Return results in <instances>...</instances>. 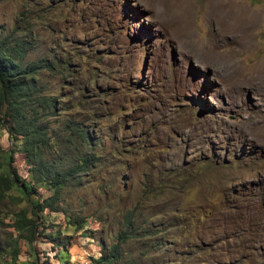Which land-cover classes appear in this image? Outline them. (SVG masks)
I'll use <instances>...</instances> for the list:
<instances>
[{
	"label": "rangeland",
	"instance_id": "obj_1",
	"mask_svg": "<svg viewBox=\"0 0 264 264\" xmlns=\"http://www.w3.org/2000/svg\"><path fill=\"white\" fill-rule=\"evenodd\" d=\"M15 39L50 99L23 111L40 149L77 173L59 192L71 223L44 210L30 244L13 215L53 192L8 193L0 264H85L115 246L123 264H264V0H0V42ZM11 127L0 144L29 181Z\"/></svg>",
	"mask_w": 264,
	"mask_h": 264
},
{
	"label": "trees",
	"instance_id": "obj_2",
	"mask_svg": "<svg viewBox=\"0 0 264 264\" xmlns=\"http://www.w3.org/2000/svg\"><path fill=\"white\" fill-rule=\"evenodd\" d=\"M24 43L15 39L10 46L7 40L0 42V130L5 123L12 125L11 131L14 133L22 132L20 135L26 140L23 152L26 162L30 165L28 170L29 181L22 178L14 165V156L16 151L9 150L5 152L0 144V205L6 198L12 197L8 193L17 190L24 196H34L39 187L45 188L53 193L44 199L31 202V211L28 216L24 210H18L13 215V228L18 233V238L24 239L28 244L35 241L37 237V223L44 210L61 212L66 217L67 223H71V216L61 210L60 201H63L59 192L66 185L67 181L73 177L77 170L59 171L55 170L53 163L47 159V155L42 149L49 147V139L44 129L40 127L38 117L29 118L24 113L27 103L37 99L40 104L49 101V98L36 96L40 94V88L36 87L38 83L40 66L37 63H23ZM46 115V114H45ZM85 141L86 134H79ZM1 137V135H0ZM90 145V143H89ZM23 149V146H22ZM92 164L91 158L83 157L78 161V166L82 168ZM126 221L130 222V215L126 216ZM85 221L83 219L75 220L74 226L82 228ZM122 241L124 236L120 237ZM53 242L67 251V243L63 241ZM12 258L16 259L19 254V248L16 245L12 249ZM124 259L118 247H111L106 254H100L98 258H91L87 264H123Z\"/></svg>",
	"mask_w": 264,
	"mask_h": 264
},
{
	"label": "built area",
	"instance_id": "obj_3",
	"mask_svg": "<svg viewBox=\"0 0 264 264\" xmlns=\"http://www.w3.org/2000/svg\"><path fill=\"white\" fill-rule=\"evenodd\" d=\"M85 264H87V263H85Z\"/></svg>",
	"mask_w": 264,
	"mask_h": 264
}]
</instances>
